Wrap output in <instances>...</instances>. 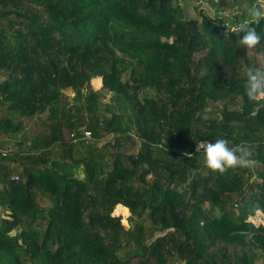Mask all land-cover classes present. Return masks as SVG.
<instances>
[{"label":"trees","instance_id":"16d2710c","mask_svg":"<svg viewBox=\"0 0 264 264\" xmlns=\"http://www.w3.org/2000/svg\"><path fill=\"white\" fill-rule=\"evenodd\" d=\"M194 1L0 0V264H264L261 3ZM221 137L254 165L205 167Z\"/></svg>","mask_w":264,"mask_h":264},{"label":"clouds","instance_id":"9594fccd","mask_svg":"<svg viewBox=\"0 0 264 264\" xmlns=\"http://www.w3.org/2000/svg\"><path fill=\"white\" fill-rule=\"evenodd\" d=\"M248 15L252 21L259 22L264 19V7L259 5L248 9ZM237 33H242L239 43L249 49L256 48L261 42V34L257 32L252 23H243L238 25ZM225 39L229 38L231 33H224ZM246 79L245 91L250 101L264 95V71L256 67H248L244 71ZM196 153H203V164L213 172L224 174L229 169L236 167H251L254 165V151L246 143L230 145L229 141L223 137L216 139L215 142H198L195 148ZM183 155L191 158L190 152H184Z\"/></svg>","mask_w":264,"mask_h":264},{"label":"rangeland","instance_id":"374dc122","mask_svg":"<svg viewBox=\"0 0 264 264\" xmlns=\"http://www.w3.org/2000/svg\"><path fill=\"white\" fill-rule=\"evenodd\" d=\"M185 0H181V4L184 2ZM237 2L239 0H236ZM196 1L192 2L191 3V0H186V4L184 5L186 8H188V14H190L191 16H194L196 17L197 16V13L195 12V8L193 6V4H195ZM197 3L199 5H201L202 8L206 9L208 12H213L215 7H213L212 5V2L210 0H198ZM260 3H261V6L264 7V0H260ZM231 10H227L226 12H231L233 11V9L230 7ZM233 13V12H231ZM254 57L252 58V60H255L256 58H258V60L260 61V64L262 65L261 69L262 71H264V54L261 53L259 54V52H254ZM90 85V86H89ZM88 86H86V88L83 90V92H86V91H89V88L90 89H95V90H98L101 88V85H102V82H101V78H95L93 79L90 83H89ZM67 93H69L71 96H73V92L71 89H68L67 90ZM260 97H264V95L260 96ZM108 100V99H106ZM26 126H25V132H22V135L19 136L20 140H25L28 138V134H30L31 132V129H32V126H33V122L32 121H29V120H25V123H24ZM31 138H29L30 140ZM29 143V141H28ZM8 150L9 152L12 151L13 149H17V147L13 144V143H8ZM23 147L25 148L26 147V142H24L23 144ZM122 213V215L124 216V221L126 222V224H128L129 222V218H130V213L126 210V209H123L121 207H118L117 210H116V214H120ZM255 223L257 224H264V214L262 213H257L255 216L251 217Z\"/></svg>","mask_w":264,"mask_h":264},{"label":"built area","instance_id":"2783aa9c","mask_svg":"<svg viewBox=\"0 0 264 264\" xmlns=\"http://www.w3.org/2000/svg\"><path fill=\"white\" fill-rule=\"evenodd\" d=\"M90 137H91V132L87 131L86 134H85V138H90ZM202 142H209V141H202ZM7 153H8V150L2 152L3 155H6ZM14 178L18 179V176L15 175Z\"/></svg>","mask_w":264,"mask_h":264}]
</instances>
